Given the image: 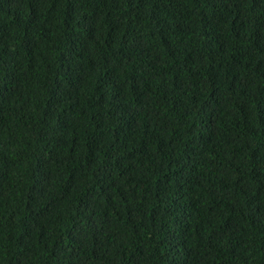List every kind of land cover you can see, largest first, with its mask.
Returning <instances> with one entry per match:
<instances>
[{
    "label": "trees",
    "instance_id": "trees-1",
    "mask_svg": "<svg viewBox=\"0 0 264 264\" xmlns=\"http://www.w3.org/2000/svg\"><path fill=\"white\" fill-rule=\"evenodd\" d=\"M0 264H264V0H0Z\"/></svg>",
    "mask_w": 264,
    "mask_h": 264
}]
</instances>
